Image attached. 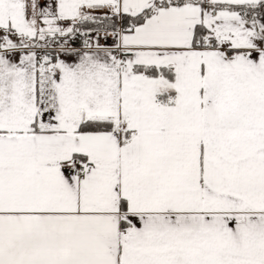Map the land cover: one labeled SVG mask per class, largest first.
I'll use <instances>...</instances> for the list:
<instances>
[{
	"label": "snow or ice",
	"instance_id": "snow-or-ice-1",
	"mask_svg": "<svg viewBox=\"0 0 264 264\" xmlns=\"http://www.w3.org/2000/svg\"><path fill=\"white\" fill-rule=\"evenodd\" d=\"M0 264H264V0H0Z\"/></svg>",
	"mask_w": 264,
	"mask_h": 264
}]
</instances>
